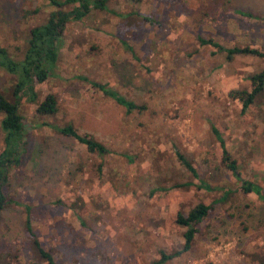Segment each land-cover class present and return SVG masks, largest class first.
<instances>
[{"label": "rangeland", "instance_id": "374dc122", "mask_svg": "<svg viewBox=\"0 0 264 264\" xmlns=\"http://www.w3.org/2000/svg\"><path fill=\"white\" fill-rule=\"evenodd\" d=\"M54 10L48 0H0V48L20 59L28 31ZM197 37L264 52V0H110L107 10L67 25L52 76L36 86V99L21 101L25 145L4 188L11 203L0 219V264L40 263L25 207L59 264H152L182 249L185 228L176 217L198 204L211 210L191 249L164 264H264V203L241 192L212 131L243 179L264 188V94L245 113L228 94L249 89L248 77L264 70V60L228 62ZM14 82L0 67V92L10 97ZM91 82L146 110L126 113ZM48 94L57 113L37 115ZM51 125H72L109 153L88 154ZM2 139L0 131V151ZM200 181L220 188L207 191ZM223 188L233 193L219 203Z\"/></svg>", "mask_w": 264, "mask_h": 264}, {"label": "trees", "instance_id": "16d2710c", "mask_svg": "<svg viewBox=\"0 0 264 264\" xmlns=\"http://www.w3.org/2000/svg\"><path fill=\"white\" fill-rule=\"evenodd\" d=\"M48 1L55 10L48 14L46 20L42 24L34 26L28 31L20 59H13L7 54L6 50L0 48V67L15 79L10 97H6L0 92V114L3 115L0 123V131L3 135V147L0 151V219L2 212L11 203L10 198L4 192V188L8 185L9 174L12 169L19 166L24 152L25 128L23 117L20 112L21 101L26 97L30 100L31 97L36 99L37 95L34 94L36 86L43 84L52 76V70L56 67L67 25L71 22L82 20L91 11L107 10V5L110 0ZM67 8L70 9L67 10ZM37 12L38 11L35 10L33 13ZM239 15L244 18L262 20L261 17H255L250 13L239 12ZM197 41L200 46H209L215 49L212 55L222 54L228 62L234 60L236 56L257 57L264 60V52L250 47L234 46L232 48H225L213 39H203L200 37H197ZM248 79L249 89L231 90L228 93L232 100L241 105L242 113L247 112L256 100H258L260 95L264 94V70L258 74L250 75ZM90 84L101 91L105 97L115 101L121 107H124L128 114L134 111L141 113L146 110L145 105L135 104L133 101L125 98L107 85L96 82H91ZM57 111V99L52 94L46 95L36 106V114L41 116L54 115ZM43 125L47 126L48 124L44 123ZM51 127L55 129V131H53L60 136L76 140L79 144L83 145L88 154L103 158L109 153L103 144L87 134H80L72 125H66L57 129L55 126L51 125ZM212 131L221 148V163L235 181L240 184L239 188L241 192L245 195L254 194L264 203V188L243 179L239 165L227 151L223 138L214 127ZM175 156L186 172L193 178L199 179L196 168H194L185 155L175 150ZM200 182L198 187L207 191H216L220 188L211 187L203 181ZM193 185L192 183H187L184 186L189 187ZM232 193L233 191L231 189L223 188L217 202L226 203ZM210 210V205L198 204L192 208L186 216L178 214L176 217V224L185 228L182 249L171 254L162 253L160 259L152 264H164L182 253L188 252L198 232V226L207 218ZM25 211V229L32 238L33 250L40 260V263L33 262V264H59L55 261L52 253L42 246V243L33 231L30 223V209L25 207Z\"/></svg>", "mask_w": 264, "mask_h": 264}]
</instances>
